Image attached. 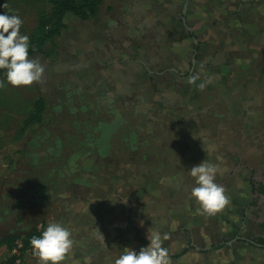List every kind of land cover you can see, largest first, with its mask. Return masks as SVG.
I'll list each match as a JSON object with an SVG mask.
<instances>
[{
	"label": "rangeland",
	"instance_id": "obj_1",
	"mask_svg": "<svg viewBox=\"0 0 264 264\" xmlns=\"http://www.w3.org/2000/svg\"><path fill=\"white\" fill-rule=\"evenodd\" d=\"M49 9L46 3L37 0H0V14L18 15L23 22L20 33L28 37L36 28L38 14L41 11L48 12ZM78 42L76 36L72 37L69 33L63 32L44 45L43 52L47 54L46 56L37 53L29 57L39 59L44 66L40 83L27 87H12L6 82L4 73L0 76V81L4 82L3 87H0V239L8 235L23 236L34 228L40 230L42 224L47 226L50 222L59 223L61 216L58 196L78 192L85 197L86 191L81 193L82 190L72 183L76 180L82 181L86 174L90 175L94 171L96 173L90 176L94 181H101L93 187L99 194L110 193L108 186L111 184L115 185L116 189L112 190L114 193L122 190V185L118 184L121 178V181L125 179L124 181L129 184L131 182L133 191L138 192L140 197L138 201H131L128 198L130 200L127 212L130 213L125 217L126 220L123 216H119L118 206L111 210L114 216H110L111 211L105 207L101 212L95 210V206L86 205L87 203L81 205L84 216L69 221L73 248L85 250L89 246H94L95 241L102 239L100 233L103 241L105 237L117 236L116 229L119 225L132 227L133 223L130 222L131 217L134 218L132 215L138 219L134 224L146 231L156 230V227L160 230L169 222L173 228L184 223L190 225L184 211L191 209L198 213V205L191 197V189L196 186L194 178L189 173L193 166L199 165L204 160L216 165L218 172L215 182L224 186L228 196L231 184L223 180L219 181V176L226 177L225 173L230 174V158L235 159V156L241 154L243 159L248 155L255 156L253 154L260 150L264 152V78H261V84L252 83L251 78L244 74V82L236 83L238 89L226 93L225 96L226 89L222 88L224 83L222 84L219 79L217 82V76L208 80L207 73L203 76L198 75L200 86L210 91L206 102L187 88L171 90V85L167 81L170 80V76L166 75V82L159 80L161 82L159 93L148 91L151 98H148L146 103L132 105L135 103L133 95L139 93L137 86L144 87L145 81H148L144 74L146 70L141 65L142 60L147 66L154 67V62L152 63L150 58L137 56L127 57L125 66V69L130 70V74H134L137 78L126 88L124 100L127 105L116 104L119 114H123L128 119L126 130L121 134V140L119 139L122 143L125 139L127 143V153L123 156L126 158L124 160L126 165L123 166V161L113 159L114 157L105 163L96 160L95 162L88 157L86 165L89 171L82 172L77 161H61L60 158L64 160L77 157L79 152L91 151L89 144L80 151L72 144L66 146L68 142L65 138L54 136L60 131L69 130L71 125L70 116L63 105L55 102V87L60 85L61 81V79L56 81L58 75L56 69L66 63L65 60L72 50L70 47ZM211 72L212 70L210 74ZM37 96H43L49 101L44 111V122L41 126H35L31 132L22 135L19 132L22 121ZM215 100L223 105L222 108H217L212 103ZM77 106L75 105L74 108H78ZM94 107L95 103L93 104V98L90 97L88 103L81 105V111L89 112L91 115ZM135 110L136 115H132ZM57 112L59 115L56 114ZM207 112L210 114L205 115ZM227 112L238 116L243 126H247V130L243 129L239 135L235 126L229 123L230 116H227ZM60 119H63V122ZM38 130L41 135L38 133L35 136ZM52 135L53 137L50 138ZM57 141H62L66 147L59 154L55 145ZM29 143L38 145L29 147ZM261 158V163L264 165V155H261ZM94 162L96 167L93 166ZM151 162L153 164L148 165ZM61 172H69L65 179L67 184L60 183L63 180ZM235 177L239 184L237 191L251 197L253 191L247 182L245 172L236 171ZM161 184L166 188H161ZM96 206L99 207V204ZM131 207H134L133 213ZM76 208L78 209L79 206ZM257 210L254 206L247 208V219L241 224V230H245L242 234L244 233L245 236L255 234L264 237V226H260ZM226 211L227 207L219 214H225ZM173 217L175 220H170ZM238 217L229 216L233 222L239 223ZM86 223H89L90 227H87ZM217 225L224 238L228 237L232 226L226 222H217ZM192 227L191 231H193ZM186 233L181 234L179 231L170 236L168 242L162 238V243L174 245L175 250H180L184 246L183 237L188 235ZM194 237L193 244L198 245L206 240L207 246L210 245V231L202 229L200 236ZM102 244L105 246L104 242ZM228 246L199 257L193 256L192 251H188L181 259V264H224L229 259H235L236 264L264 263V251L234 241H230ZM13 249L7 248L6 245L0 247V264H9V260L14 256ZM77 255L71 250L61 264H78L80 258L74 259ZM22 259L24 264H39L33 251L25 252L21 259L19 258V263H22ZM172 263L179 264L177 261Z\"/></svg>",
	"mask_w": 264,
	"mask_h": 264
},
{
	"label": "crops",
	"instance_id": "obj_2",
	"mask_svg": "<svg viewBox=\"0 0 264 264\" xmlns=\"http://www.w3.org/2000/svg\"><path fill=\"white\" fill-rule=\"evenodd\" d=\"M64 25L60 35L63 32L69 33L72 37L76 36L79 42L70 47L72 50L65 60L66 63L56 69V81H61L60 85L55 87V102L63 105L70 116L71 125L69 130L60 131L54 136L65 138L68 142L66 146L72 144L80 151L89 144L91 151L79 152L77 157L64 160L60 158L64 162L77 161L82 172L89 171L86 165L88 157L101 163L114 157L113 159L118 161L122 160L123 166L126 165V158L123 156L127 153V143L125 139L123 143L120 140L128 119L119 114L116 104L127 105L124 100L126 88L137 79L134 74H130V70L125 69L127 57L140 56L150 58L151 62H154V67H149L142 60L141 65L146 70L144 74L148 81H145L144 87L137 86L139 93L133 95L135 103L132 105L146 103L147 99L151 98L148 91L159 93V80L166 82V75L170 76L167 81L171 90L186 88L185 85L191 76L198 77L207 73L208 80L217 76V82L221 80L220 82L224 83L222 88L226 89L225 96L226 93L238 89L236 83L244 82V74L251 78L252 83L261 84V78H264L260 65V53L264 46V0H103L94 16L82 20L67 13ZM40 55L47 54L42 50ZM196 56L199 57L197 61ZM90 97L93 98V104L95 103L91 115L81 111V105L88 103ZM45 99L49 103L48 99ZM75 105H78V108H74ZM228 113L230 118L231 115L236 116ZM56 114L59 115L58 112ZM60 121L63 122V119ZM38 133L41 135L38 130L35 136ZM37 145L30 144L29 147ZM55 145L58 154L66 149L62 141H57ZM67 175L69 172H61L63 180L60 183H68L65 180ZM90 175L86 174L82 181L76 180L72 183L82 190L81 193L86 191L85 197L78 192L58 196L61 216L59 223L70 232L69 221L84 216L81 207L84 203L95 206V210L101 212L103 207L111 211L118 206L119 216H123L125 220L130 213L127 208L131 198L127 197L124 188L114 193L112 190L115 185L111 184L108 186L110 193L99 194L93 187L101 181H94ZM120 182L121 178L119 185ZM139 197L136 192V199L133 201H138ZM106 203L108 204L105 206ZM96 204H99V207ZM77 206L79 208L75 209ZM134 207L130 208L132 213ZM109 214L114 216L112 211ZM132 216L134 218L131 217L130 222L133 225L129 228V236L125 224H122L116 229L117 236L104 238L105 246L102 239H98L94 246L85 250L72 247L71 250L78 254L74 259L80 258L78 264H94L95 252L98 249L110 248L116 242L117 253H108L97 264H113L126 248L140 250V244L135 241L134 236L138 231L145 230L134 224L138 219L135 215ZM86 225L90 227L89 223ZM172 242L173 240L170 241ZM146 246L148 245L142 247ZM173 247L174 245L170 244L166 247L168 254L173 253ZM185 247L184 244L181 249ZM178 263L181 264L182 261ZM20 264H24L23 259Z\"/></svg>",
	"mask_w": 264,
	"mask_h": 264
},
{
	"label": "trees",
	"instance_id": "obj_3",
	"mask_svg": "<svg viewBox=\"0 0 264 264\" xmlns=\"http://www.w3.org/2000/svg\"><path fill=\"white\" fill-rule=\"evenodd\" d=\"M40 2H44L49 6V11H41L38 14L37 18V25L35 30L32 32V34L29 37V57L41 53L43 50L44 45L47 42H50L53 40L54 37L58 36L60 32L64 29V17L67 13H71L74 16L86 20L92 16L95 15L97 12L98 8L102 5L103 0H37ZM195 60H199V57L196 56ZM260 65L262 67V72L264 73V46L261 49L260 53ZM4 73L3 70H0V76ZM189 75V74H186ZM192 78L188 83H186V88L189 90L191 93H194L196 96L201 97L203 101L207 102V95L210 94V91L205 88L200 86V81L198 80V77L191 76ZM214 103L217 108H222V104L218 102H212ZM48 106V103L43 96H37L34 102L31 105L30 110L28 111L27 115L22 121V127L19 130L20 134L25 135L26 133H29L33 130L35 126H41L44 122V111L46 107ZM210 114L209 112L205 113V115ZM229 123L231 125L235 126L236 132L238 134H241L242 131V120L238 116H232L229 120ZM143 142V141H142ZM141 142V143H142ZM140 143V145H141ZM139 145V146H140ZM261 155L263 156L264 153L256 156V157H248L244 162H250V164L256 168L259 166V164L262 162ZM153 164V162L148 163V165ZM122 185V188L125 189L127 197H130L132 200H135V192L133 191L131 185L126 182V181H121L120 183ZM253 184V189L255 186V182H251V185ZM258 188L255 189L258 193L264 194V185L262 183L257 184ZM125 186H127L125 188ZM161 188L165 189L166 187L161 184ZM162 189V190H163ZM232 193L228 191V195ZM243 200L240 197H234L230 199V204L227 206V211L225 214H216L214 216H207V215H201L199 213H195L191 209H186L185 215L187 216L188 222H190L191 227L194 224V227H191L190 225H180L176 228H173L170 226V222L166 225L161 227L160 230L155 228L156 230L153 231H144L140 232L138 231L135 234V241L139 242V249L144 246L149 244V240L147 239L148 235L151 234L152 232H159L161 234V238L165 239L164 241L168 242V238L170 236L175 235L176 233H179V231L182 232H188V236L190 237V240L187 242V245L185 248L182 249H177V250H172L173 253L168 254L169 259L171 264H174L172 262H179L183 256L188 252L192 251V255L195 257H199L200 255H204L208 253L209 250L205 249L203 245H196L198 247L197 250H195V244H193L195 237L194 236H200L202 229H206L211 232V237L209 239L210 241V250L213 251H218L223 249L226 245L227 242H230L238 233L240 229V223L238 222H233L229 216L233 215L236 216L238 213L241 212V207L243 206L242 203ZM128 216V214H127ZM154 219H152L153 221ZM170 220H175V217H173ZM217 222H226L232 226L229 236L227 238H223L222 233L219 232ZM46 227L44 224H42L41 228H34L31 231H29L26 235L23 236H18V235H8L0 239V247L2 245H6L7 248H15L18 247V255H14L11 257L9 260V264H15V261L17 259H21V256L25 252H31L32 248L30 245V240L33 236H39L43 228ZM127 229V236H129V228L126 227ZM154 229V228H153ZM122 234V233H121ZM120 234V235H121ZM138 234H140L138 236ZM257 242L261 245L264 246V238H259ZM168 243L163 244V247H167ZM19 245V246H18ZM118 242H116L115 245H113L110 248L107 249H98L95 252V262L94 264H97L101 262V259L107 255L108 253H117L118 251ZM139 250H137L138 252ZM20 255V256H19ZM234 258V257H233ZM20 264V263H19ZM211 264V263H209ZM224 264H236L235 259H229L226 263Z\"/></svg>",
	"mask_w": 264,
	"mask_h": 264
},
{
	"label": "clouds",
	"instance_id": "obj_4",
	"mask_svg": "<svg viewBox=\"0 0 264 264\" xmlns=\"http://www.w3.org/2000/svg\"><path fill=\"white\" fill-rule=\"evenodd\" d=\"M22 23L18 15L0 14V70L4 71L6 82L12 87L40 83L44 74L39 59L29 58V37L20 33ZM3 85L4 82L0 81V87ZM217 172V166L207 160L189 171L196 185L191 189V197L198 205L199 214L214 216L230 204L224 186L215 182ZM147 239L148 246L141 247L138 252L126 248L113 264H171L168 250L162 246L161 234L152 232ZM73 243L70 230L58 222H50L39 236L30 240L39 264H61Z\"/></svg>",
	"mask_w": 264,
	"mask_h": 264
},
{
	"label": "flooded vegetation",
	"instance_id": "obj_5",
	"mask_svg": "<svg viewBox=\"0 0 264 264\" xmlns=\"http://www.w3.org/2000/svg\"><path fill=\"white\" fill-rule=\"evenodd\" d=\"M217 101L218 100H215L214 102H217ZM132 115H135V111H133ZM227 116H230L229 113H228ZM231 116H233V115H231ZM242 128L244 129V131L247 130V126H243L242 125ZM262 153H264V152H262L260 150L258 153L253 154L255 156H249L248 155V157H250V158L256 157V156H258V155H260ZM241 156L242 155L239 154V155L234 157L235 159H233V157L230 158L231 159L230 174L225 173L227 175L226 177L219 176L220 177L219 181L223 180L227 184H229V183L231 184V187H230L231 189L229 188V191L232 192V193H230L228 195V197L230 199H232L234 197H236V198L240 197L243 200V202H242L243 206L241 207V212L236 215V216H239L237 219H238L240 225L245 222V219H247V208L254 206V207H256L258 209L256 211V214L258 216L259 221L261 222L260 226H264V194H261V193H258L257 191H255V189L258 188L257 184L262 183L264 185V165H262V163H260L259 166L254 168L250 164V162H247V161H246V163L244 162V160H246L248 157L242 159ZM236 171H244L245 172V176L247 177V182H249V184H250L249 186H251L252 191H253L251 197L247 196V195H244L242 192H238L237 191V189L239 190V186H238L239 184L237 183V179L235 177L236 176ZM251 182H255L254 189L252 187L253 184L251 185ZM234 185L238 186V187L236 188ZM125 188H126V186H125ZM135 194H136V192H135ZM230 216H233V215H230ZM241 227L242 226H240V229H239L237 235L231 241H234L237 244L246 245L249 248L257 249L259 251H264V246L257 242V240L259 238H264V237L258 236V235H255V234H247L245 236L244 235L245 230L244 231L241 230ZM219 232H221V231H219ZM242 232H244V233L242 234ZM183 233L185 234L186 232H183ZM187 233H186V235H187ZM188 235L186 237H183L185 246L187 245V242L190 240V237ZM201 242L202 243L200 245H203L204 248H206L207 245H208V242L206 240L201 241ZM228 243L229 242H227V246H228ZM196 248H198V247L196 246L195 250H196ZM218 251H220V250H218ZM211 252H213V250H209L208 254L211 253Z\"/></svg>",
	"mask_w": 264,
	"mask_h": 264
},
{
	"label": "built area",
	"instance_id": "obj_6",
	"mask_svg": "<svg viewBox=\"0 0 264 264\" xmlns=\"http://www.w3.org/2000/svg\"><path fill=\"white\" fill-rule=\"evenodd\" d=\"M18 246H19V245H18ZM17 248H18V247H17ZM12 253H13L14 255H18V249H15V248H14V249L12 250ZM19 262H20L19 259H17V260L15 261V264H19Z\"/></svg>",
	"mask_w": 264,
	"mask_h": 264
},
{
	"label": "water",
	"instance_id": "obj_7",
	"mask_svg": "<svg viewBox=\"0 0 264 264\" xmlns=\"http://www.w3.org/2000/svg\"><path fill=\"white\" fill-rule=\"evenodd\" d=\"M198 248H196V250H197ZM205 249H207V250H210V246H207Z\"/></svg>",
	"mask_w": 264,
	"mask_h": 264
}]
</instances>
